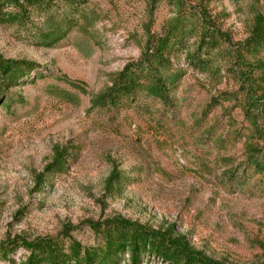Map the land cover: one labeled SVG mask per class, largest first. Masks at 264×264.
I'll list each match as a JSON object with an SVG mask.
<instances>
[{"label": "rangeland", "instance_id": "rangeland-1", "mask_svg": "<svg viewBox=\"0 0 264 264\" xmlns=\"http://www.w3.org/2000/svg\"><path fill=\"white\" fill-rule=\"evenodd\" d=\"M52 1L60 11L64 0ZM177 4L204 13L223 35L227 54L217 71L202 73L181 54L172 61L182 78L170 110L145 99L119 113L94 109ZM5 7V14L13 9ZM83 13L52 48L0 24V55L38 67L0 92V245L56 238L73 227L72 237L91 246L96 237L83 223L121 217L183 238L224 264H263L264 183L247 165L252 127L242 111L238 51L264 16V0H90ZM55 147L66 149L67 167L40 185ZM113 171L121 180L110 188ZM26 256L20 248L8 262L0 250V264Z\"/></svg>", "mask_w": 264, "mask_h": 264}, {"label": "trees", "instance_id": "trees-1", "mask_svg": "<svg viewBox=\"0 0 264 264\" xmlns=\"http://www.w3.org/2000/svg\"><path fill=\"white\" fill-rule=\"evenodd\" d=\"M90 0H64L60 11H55L52 0H0V24L17 29L28 40L39 46L52 48L67 39L79 27L76 17L83 13V6ZM9 6L12 11L3 13ZM177 13L159 34L148 36L139 60L128 64L117 74L111 87L92 102L94 109L116 113L143 99L153 100L166 109L173 106V89L182 74L173 73V58L184 54L190 66L202 73L217 71L221 56H226L224 37L214 30L204 13L187 11L177 4ZM85 16V15H84ZM40 19L41 26L34 22ZM91 24V22H89ZM28 32V33H27ZM196 39V49L190 50L191 40ZM238 59L245 72L242 74L244 92L242 111L252 127L247 146V165L263 178L264 183V16L258 15L250 37L239 47ZM37 66L0 55V92L19 87L29 79ZM36 77H39L37 73ZM4 104L1 103V106ZM53 159L39 176L43 185L47 176L62 172L67 167L69 154L66 149L55 147ZM121 174L113 171L107 186L114 187ZM97 242L83 246L72 237L76 229L66 227L61 236L43 238L33 242L17 239L0 245L3 260L13 262L10 256L22 248L27 256L20 264H147L155 259L161 264H224L196 251L183 238L149 229L121 217L104 222L87 221ZM264 264V263H263Z\"/></svg>", "mask_w": 264, "mask_h": 264}]
</instances>
